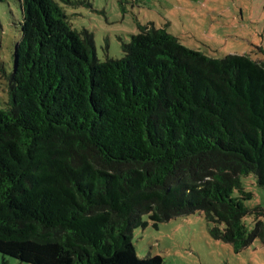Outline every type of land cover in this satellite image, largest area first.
Here are the masks:
<instances>
[{
    "label": "trees",
    "instance_id": "1",
    "mask_svg": "<svg viewBox=\"0 0 264 264\" xmlns=\"http://www.w3.org/2000/svg\"><path fill=\"white\" fill-rule=\"evenodd\" d=\"M72 0H20L0 108V253L28 264H163L133 231L202 212L235 252L264 239L242 177L264 187V63L211 58L144 27L100 61ZM239 195L235 196V193ZM6 264V261H4Z\"/></svg>",
    "mask_w": 264,
    "mask_h": 264
},
{
    "label": "rangeland",
    "instance_id": "2",
    "mask_svg": "<svg viewBox=\"0 0 264 264\" xmlns=\"http://www.w3.org/2000/svg\"><path fill=\"white\" fill-rule=\"evenodd\" d=\"M62 4L69 21L78 30L94 35L100 61L121 59L122 44L144 27L164 28L180 42L211 58L247 55L264 63V0H72ZM22 9L20 0H0V108L9 102L7 76L13 72L20 41ZM252 198L245 205L264 211V187L254 175L242 177ZM239 195L237 192L235 196ZM149 221L146 228L133 231L138 257L160 256L163 264H264V239H254L235 252L231 244L214 239L204 213L195 212L160 223ZM263 222L264 212L244 219L249 233ZM28 264L0 253V264Z\"/></svg>",
    "mask_w": 264,
    "mask_h": 264
}]
</instances>
